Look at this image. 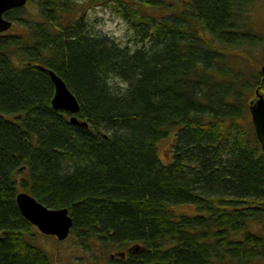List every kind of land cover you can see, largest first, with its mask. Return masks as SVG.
<instances>
[{
    "label": "trees",
    "instance_id": "16d2710c",
    "mask_svg": "<svg viewBox=\"0 0 264 264\" xmlns=\"http://www.w3.org/2000/svg\"><path fill=\"white\" fill-rule=\"evenodd\" d=\"M29 1L41 22L17 8L5 16L22 30L0 34V264H53L22 191L68 209L84 248L142 247L109 264H264V151L247 117L264 93L248 66L264 41L250 27L257 0ZM83 6L114 8L151 46L90 35L86 12L72 17ZM37 65L66 82L89 127L52 108Z\"/></svg>",
    "mask_w": 264,
    "mask_h": 264
},
{
    "label": "rangeland",
    "instance_id": "374dc122",
    "mask_svg": "<svg viewBox=\"0 0 264 264\" xmlns=\"http://www.w3.org/2000/svg\"><path fill=\"white\" fill-rule=\"evenodd\" d=\"M78 2L85 3L86 0H78ZM24 8H27L26 13H31L30 17H32L34 20H40L39 22H41L42 20V17H40L41 10L39 7H37V4L30 3V1L28 0ZM85 12H86L85 14L86 15L85 17L86 25H87L88 31L90 32V35L96 36V37H101V36L108 37L118 47L128 48L130 52H135L139 49H142L143 47L151 46V43L149 40H145V42H143L141 34L137 33V31L134 30L130 26V24H128L127 21L115 11L114 8L112 7L85 8L83 6L82 8H79L78 11L74 12V14H72V17L74 19L75 18L78 19ZM250 22L252 25L250 27H252L255 32L259 33L264 40V0L256 1L255 6H253L251 10ZM18 29L19 31L22 30L19 26L16 28V25L13 22V27L10 28V30L6 32H2L0 34H7V33L12 34V33L17 32ZM249 51L251 52V55L253 58V60L250 61L248 64V66H250V71L254 72L256 71V68L257 70H261L262 69L261 67L264 66V41L261 46L255 47L253 49L251 48L249 49ZM110 84H111L110 86H113L114 91L116 90L123 91L126 87L125 83L121 82L117 78H111ZM54 89H55V86H54ZM81 107L82 105L80 103V107H79L80 111H81ZM57 111H65V110H57ZM80 111L75 112V113L65 111L71 114V116L68 119H69V122L74 126L77 124H74L71 121V118L76 117L80 119L78 117V114L80 113ZM247 117H248V123L249 122L253 123L251 112L248 113ZM81 127H84V126H81ZM171 144H172V140H163L158 144L159 145V156H160V159L164 163L170 162L171 160V155H170L171 154L170 152ZM26 178H27V175H26ZM180 212L190 213L191 211L190 209L185 208V209H180ZM69 215L71 216L70 212H69ZM73 225H74V222L72 224V228H73ZM72 228H71V231H72ZM33 242L36 246L42 248L44 251L48 253L51 260L53 261V264H109L110 258L116 259L120 257L119 255L121 253L125 254L129 252V248L131 247L130 245H128V247L122 248L120 250L110 248L105 253H102L100 252L101 250L93 249V247L84 248L83 246H81L79 241L77 240V237L71 232L69 236L67 237V239L59 241V239H57L54 236L44 235V234L39 233L38 231ZM121 256L123 257L122 254Z\"/></svg>",
    "mask_w": 264,
    "mask_h": 264
},
{
    "label": "water",
    "instance_id": "95a60500",
    "mask_svg": "<svg viewBox=\"0 0 264 264\" xmlns=\"http://www.w3.org/2000/svg\"><path fill=\"white\" fill-rule=\"evenodd\" d=\"M27 2L28 0H0V33L10 30L13 26V22L6 18L5 14L11 10L24 7ZM37 66L49 73L54 83L53 109L65 110L71 113L80 111V103L76 95L68 88L66 82L52 69L42 65ZM261 68V72L264 75V66ZM250 111L255 126L254 130H256L257 137L263 148L262 151H264V93L260 90L256 91V97L250 103ZM71 121L85 128L89 126L87 122L81 121L76 117H72ZM17 204L21 214L27 221L37 227L41 234L57 237L59 241L65 240L69 236L73 220L69 215L68 209H50L39 203L33 196L24 192L18 194ZM134 249L133 251H137Z\"/></svg>",
    "mask_w": 264,
    "mask_h": 264
},
{
    "label": "bare ground",
    "instance_id": "6f19581e",
    "mask_svg": "<svg viewBox=\"0 0 264 264\" xmlns=\"http://www.w3.org/2000/svg\"><path fill=\"white\" fill-rule=\"evenodd\" d=\"M52 108H53V105H52ZM158 155H159V147H158ZM160 157V156H159ZM130 248H129V252H132L133 251V248H135V250H140L142 249V247L140 245H134V244H130Z\"/></svg>",
    "mask_w": 264,
    "mask_h": 264
}]
</instances>
